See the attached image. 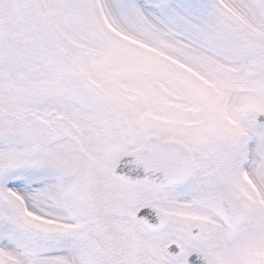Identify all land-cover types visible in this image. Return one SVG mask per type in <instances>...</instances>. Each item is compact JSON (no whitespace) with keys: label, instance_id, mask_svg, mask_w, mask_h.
<instances>
[{"label":"snow or ice","instance_id":"obj_1","mask_svg":"<svg viewBox=\"0 0 264 264\" xmlns=\"http://www.w3.org/2000/svg\"><path fill=\"white\" fill-rule=\"evenodd\" d=\"M0 264H264V0H0Z\"/></svg>","mask_w":264,"mask_h":264}]
</instances>
